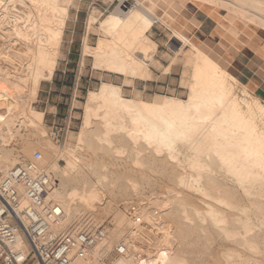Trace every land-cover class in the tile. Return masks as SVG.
<instances>
[{
  "label": "bare ground",
  "instance_id": "bare-ground-1",
  "mask_svg": "<svg viewBox=\"0 0 264 264\" xmlns=\"http://www.w3.org/2000/svg\"><path fill=\"white\" fill-rule=\"evenodd\" d=\"M26 1L30 6L26 5ZM135 1L136 3L127 9L116 5L104 19L99 21V28L105 38H99L95 47L91 48L94 58L93 67L111 73L130 74L134 78L148 79L150 73L145 62L146 52L155 49V46L148 41L145 34L154 22H161V19L153 13L152 6L145 0ZM198 1L240 14L239 16L264 30V0ZM68 2L70 3V0H0L3 13L14 11L9 16L3 15L5 18L3 21L6 20V23L0 22V39L7 38L6 43L0 42V57L4 62L0 66V81H2V84L0 83V167L2 168L20 163L18 158L21 150L15 153L13 147L4 148L7 145L4 142L6 129H10L12 122L16 120L21 124L41 120L42 112L37 110L27 112V106L30 99L36 98L41 79L45 77L50 79L55 69L59 55L58 44L68 13ZM96 20L94 16H90L88 22L92 24ZM172 37L179 40L182 46L188 45L192 51L185 58L192 67L190 81L188 85L186 84L189 91L187 98L160 97V95L151 100L126 98L122 95V84L102 82L96 90L88 92L82 132L79 133L78 140L76 139L73 146L69 145L70 147L63 153L59 152L65 163L64 166L57 163L58 157L54 153L50 160L46 155L42 158L41 164L45 167L51 183L46 201L57 203L64 212L59 229L69 227L68 222L77 214L80 206L90 209L93 207L91 203L93 199L102 200L97 192L98 186L108 188L111 193L120 183L119 185L124 187L125 195L128 189L140 185L136 184L139 177L144 176L143 181H146L153 173L151 169L165 164L171 165L170 168L173 169L171 173L165 172L167 177L165 178L169 180L174 174L178 175V172L173 173V171L176 172L178 169H175L181 165L179 164L182 160L179 158L181 156L185 158L192 172L191 174L188 172V176L179 174L175 182L185 189H195L196 193L198 191L203 197L199 198H202V202L207 207L204 211L200 210L203 214L197 213L195 209L196 214L193 217L185 207L187 192L185 198L176 194L170 197V207L167 203L169 208L164 210V215L168 219H174L176 216L179 222L175 221L178 223L176 228L179 237L185 243L189 241L191 231H194L195 235L198 234V230L204 232V223H200L199 219L205 222L204 219L209 217L213 226L223 221L218 218L219 204L243 212L244 219L240 220L238 216L235 219L244 224L246 231L253 227L251 224L253 217L249 218L251 203L240 205V199H243L241 195L249 200L253 197L257 199L264 194V103L254 96L247 98L246 93H249L244 86L241 90L243 97H239L236 92V84H239V81L218 61L178 31L173 30ZM83 48L84 52L89 51L86 42ZM9 55L13 59L9 58ZM124 80L128 81L125 78ZM92 123H96V132L87 127ZM115 140L120 143L115 144ZM28 149V146H24L22 151ZM43 160L46 162L45 165ZM147 169L151 173H148ZM179 191H182L181 188ZM259 199L264 200V198ZM254 201L256 209L259 207L264 213V202ZM146 204H143L141 209ZM165 204L164 202L163 205ZM191 209L193 211L194 208ZM256 212L258 214L259 210ZM238 213L240 216L241 213ZM263 213L258 215L262 216ZM137 217L140 221L136 223ZM141 218L145 221L153 220L150 222L156 225L163 222L161 217L159 220H154L147 209L140 210L131 222L125 220L127 218L120 219L106 238L95 243L91 254L87 257L88 261L93 263L102 256L105 248L103 246H109L114 234L119 233L118 235L121 236L124 231L134 226L136 229L130 230L129 238L123 241L127 249L126 254L118 257L113 261L114 263L186 264L183 247H173L170 235L165 234L162 240L156 237L158 240L155 243H146L144 238L140 240L139 233L144 231L139 225ZM229 220H226L227 224L231 223ZM230 226L225 224L217 226L218 231L221 228L226 239L230 237L228 241L233 238L232 240L238 243L254 246L256 241L264 240L262 229L261 233H255L254 230L255 234L252 235L250 230V234L248 233L250 237L245 232V236L242 235L240 238V232L234 230L235 226H232L234 229ZM260 226H262L260 228L264 227V220ZM118 235L114 237L118 239ZM192 237L195 239V236ZM141 251L145 252L144 259L134 258V254ZM245 259L241 260L243 263L238 264H244ZM77 263L80 264L81 261Z\"/></svg>",
  "mask_w": 264,
  "mask_h": 264
},
{
  "label": "rangeland",
  "instance_id": "rangeland-1",
  "mask_svg": "<svg viewBox=\"0 0 264 264\" xmlns=\"http://www.w3.org/2000/svg\"><path fill=\"white\" fill-rule=\"evenodd\" d=\"M149 1L150 0H145L146 3H149V5L152 6L151 9L153 13L160 17L161 22H154L151 29L145 34V37L148 39V41L153 43L155 46V49H149V52H146L147 57L145 62L147 63V70L150 73V77L148 79L157 80L158 83L156 84L158 86H155V82H146L148 79L145 78H134L130 74L124 75L118 73H111L103 69H96L95 67H93L94 58L91 53L92 49L95 47L99 38H105V35L99 28V21L104 19L113 10V8L117 5V0H70V3L68 2L69 4L67 7V18L65 19L63 33L59 40V55L56 59V65L53 71L52 78L48 79L47 77H45L41 79L38 89L39 94H37L36 98L30 99V103L27 106V112L31 110L41 111V120H38L36 122L34 121L32 123L29 122V124H21L19 121L16 120L12 122L13 125H11L10 129H6L7 135L5 136L4 142L7 143V145L4 148L13 147L15 153H18L17 151L21 150L19 152L20 156L18 158V162L22 163L28 160L31 157L33 151L39 150L42 153V158H44V156L46 155L48 156V160H50L52 155L55 154L58 157L57 163L60 166H64L65 163L63 159L59 156V152L63 153L68 147L73 146L76 143V139L78 140L79 133L82 132V120L84 114V107L88 102V92L91 90H96L102 82H110L116 85L122 84V95L126 98H139L142 100H151L153 99V97L155 98L159 95L160 97L171 96L183 99L187 98L189 92L187 85L191 78L190 72L192 71V67L189 63H187L185 58H187V56H189L192 51L188 45L182 46V43L176 38L172 37V35L173 30H175L188 37L177 27H179L180 23H182L183 25L187 23V25L184 26V28L187 30L189 27V22L180 20L183 17L188 18L190 12H193V10H195L196 8H201L202 10H205L207 12H211L212 15H216V19H220V22L218 23V28L222 29V31L219 30V33H221V35H224L225 38H228L229 36H236L237 33H239L240 28V41H243V44H245V41H247V39L249 38H258L261 42H263L261 48H264V30L261 29L259 26L255 25L254 23L249 22L248 19L246 20L245 18L239 16L240 14L238 15L237 13H234L226 8L215 5L203 4L198 0H151L152 2ZM26 5L30 6V3L26 1ZM0 7L2 8V5ZM1 8L0 22H4L3 20L5 18L3 17V15L5 14L9 16L14 13V11H8L9 14H6V11H4L3 13ZM76 10L78 11L77 13ZM75 15L76 19L74 18ZM90 16H94L97 19L92 24H89L88 22ZM8 18L11 19L10 17ZM4 23H6V20ZM194 24L197 25L195 22ZM242 38L244 40H242ZM6 40L7 38L5 40L0 39V42L4 41L6 43ZM85 42L89 45V51H85L87 53L84 52L83 48V44ZM191 42L193 41L191 40ZM240 44L242 43L240 42ZM198 47L217 61L214 54L212 52H209V50L205 48L204 44ZM0 58L1 66L4 62L2 61L3 58ZM9 58L12 57H10L9 55ZM14 59L18 60V58ZM124 78L128 81H125ZM122 82H124L125 84ZM0 83L2 84V81H0ZM58 83L62 84L60 88H58L57 86ZM144 85L146 86V90L143 92L138 91ZM243 86L244 85L241 84V82H239V84H236V92L239 97H243V93H241ZM46 89L48 90V92L45 93L44 90ZM149 89L152 90L150 91ZM248 93L250 95L246 93L247 98L250 99L251 96H254L249 91ZM246 96L244 94V97ZM259 100L264 103L263 100ZM95 126L96 123H92L89 124L87 127L92 131L95 130L93 132H96L97 126ZM114 143L118 145L120 142L118 140H115ZM24 146H28L29 149L22 151ZM179 158L180 160L182 158V160L179 162V164H181L182 166L180 165L178 168H176L175 170H178L176 172L173 171V173L178 172V175L186 174L185 176H188L187 174H191L192 170L186 163L187 161L184 157L181 156ZM44 162L45 161L43 160V164L45 165L46 162ZM170 166L171 165L165 164L157 168L154 167L153 169H151L153 173H151V171L149 172V170L147 169L146 171H148V173H151V177H149V179H147L146 181H143L144 176L139 177L136 181V184L140 185H136V188L133 187L136 190H133V188L128 189L125 195L123 194L124 187L119 185L120 183L118 184L117 188L114 189L115 191L111 193L109 192L108 188L98 186L97 192L100 194L102 200H99V202L96 198L93 199V201L91 202L93 204V207H91L90 209L80 206L78 211L79 213L77 212V214L68 223L71 225L73 222L78 219H81L82 217H88L90 221L95 225H99L102 223L106 224L107 232L104 237L106 238V236H108V234L117 226V223L120 221V219L127 218L125 220H130L131 222L132 218L134 216H137V213L140 210L147 209V211L150 212V216L153 217L154 220H159L161 217V220L163 222L159 225H156V223L153 224V222H150L153 220L145 221L141 218L142 221L139 225L144 228V231H140L139 233L141 234L140 240L144 238L143 240H145L144 242L146 243H155L158 240L156 239V237L159 238V240H162L165 234L170 235L171 239L173 240V247H183L185 251L183 257L184 259H186V264H238L239 262H241V260H244L245 258H248L249 260L245 259L244 264H264L263 239L256 241L258 243L255 242L254 246H252L253 244L247 245L246 243L245 245V243H238L232 240L233 238H231V241H228L230 237L226 239L227 237L221 231V228L218 231L219 227H217L219 225L224 224L227 226L231 225L230 228H232V226H235L234 228L236 229H232L240 232V238L242 237V235L245 236L246 233L248 236V233L250 234V230L252 232L250 235L258 232L261 233V229L264 231V227L260 228L262 227L260 226V224L264 220V213L262 212L261 208L259 209L258 207V209H256V205L254 206L253 204L254 200L256 202L258 200L264 202V200L259 199L264 198V194L262 196H258V200L256 199V197L255 199L253 197L252 199H249L251 200L249 201L248 199H246L245 196L243 197V195H241L242 193L240 190V195L244 199H240V205L249 204V202L251 203V205L253 204L252 209L251 205H249V213L251 212L249 214V218L251 219L253 217L251 223L253 224V229L251 228L250 230L246 231L244 224L242 225L240 221H237L235 219V217L237 216L240 217V220L244 219L245 216L243 212L237 210L236 208H230L228 206L225 207V205L218 203V218L222 219L223 221H220L221 223L218 222L219 225L213 226V224L210 223V219H208L209 217H206L204 219L205 222L199 219L200 223H204V232L198 230V234L196 233L195 235L194 231H189V241H186L185 243V241L179 237L178 228H176V224H178L179 222L176 216L174 219L177 220H174L168 219L164 215V210L170 207V197H173L175 194L184 197L188 193V196H186V198L184 197L187 202L185 207L193 217H195L196 211H198L197 213L199 214H203L202 212L206 210L207 207L206 205H204L205 203L202 202L203 197L200 195V193H198V191L196 193L194 192L195 189H185L184 187H180L179 185H177V183L175 182V179L178 176L177 174V176H175L174 174V176H172L169 180L166 179L167 177L165 176V172L171 173V170H173L172 168H170ZM52 188H54V185L52 186ZM180 188L182 191H179ZM168 189L170 192L168 191ZM197 198L201 201H198ZM164 202L166 203V206L163 205ZM167 203L169 207L167 206ZM143 204H146V206L141 209ZM253 206L256 210H259L260 213L258 212V214L263 213V215H258L256 210L253 209ZM191 208H194L193 211ZM195 209L196 211L194 212ZM221 209L223 210V213L221 212ZM227 209L230 210L228 211ZM200 210L203 211H201L200 213ZM238 212H240L242 215L240 214L239 216ZM155 214H157V216ZM227 216L232 220H229ZM232 217L236 220L235 222ZM260 219L263 220L261 221ZM226 220H229L231 223H229L228 221L229 224H227ZM175 221H177L178 223H176ZM232 223H235V225H233ZM135 229L136 228H134L133 226L131 227V229L129 228L127 231H124L121 236L118 235L119 233L114 234V236L118 235L119 238L117 239L115 238L117 236H113L111 238L112 242L110 240L109 246H103L105 247V250L103 249L101 255H107L108 258H115L112 253L113 246L117 243H120L121 241L123 242L124 239H128V233L130 232V230L134 231ZM206 231L209 232L206 233ZM263 231L262 233H264ZM192 236H195V239ZM148 238L151 240H149ZM146 239H148V241ZM232 250L234 251L232 252ZM140 253L145 254L144 251H141ZM258 261L260 262L258 263ZM241 263H243V261Z\"/></svg>",
  "mask_w": 264,
  "mask_h": 264
},
{
  "label": "built area",
  "instance_id": "built-area-1",
  "mask_svg": "<svg viewBox=\"0 0 264 264\" xmlns=\"http://www.w3.org/2000/svg\"><path fill=\"white\" fill-rule=\"evenodd\" d=\"M135 3L117 0L122 9ZM41 160L42 153L35 150L23 163L0 167V264H116L112 261L127 252L122 241L112 248L115 258L99 256L93 263L87 259L95 243L105 237L106 224L95 225L82 217L58 228L64 212L57 203L46 201L51 183Z\"/></svg>",
  "mask_w": 264,
  "mask_h": 264
},
{
  "label": "crops",
  "instance_id": "crops-1",
  "mask_svg": "<svg viewBox=\"0 0 264 264\" xmlns=\"http://www.w3.org/2000/svg\"><path fill=\"white\" fill-rule=\"evenodd\" d=\"M74 18L76 19V15ZM216 18L215 14L212 15L211 12L196 8L190 12L188 18L183 17L180 20L189 22L188 29L184 28L187 23L185 25L180 23L177 28L198 46L204 44L205 48L214 54L219 64L227 72L229 71L241 82L252 95L264 101V48H261L263 42L258 38H249L243 44L244 42L240 41V28L236 36L225 38L219 33V30L222 31L218 28L220 19ZM242 40L244 39L242 38ZM146 82H155V86H158L157 80L148 79ZM57 86L60 88L62 84L58 83ZM146 86H142L138 91H145ZM44 92L46 93L48 90L46 89ZM37 94H39V90Z\"/></svg>",
  "mask_w": 264,
  "mask_h": 264
}]
</instances>
